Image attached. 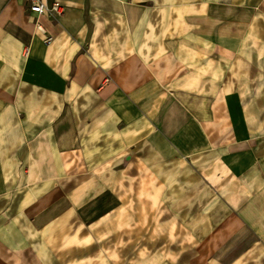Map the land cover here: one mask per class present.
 <instances>
[{
	"label": "crops",
	"instance_id": "0c3cea01",
	"mask_svg": "<svg viewBox=\"0 0 264 264\" xmlns=\"http://www.w3.org/2000/svg\"><path fill=\"white\" fill-rule=\"evenodd\" d=\"M59 1L0 0V264H264V0Z\"/></svg>",
	"mask_w": 264,
	"mask_h": 264
},
{
	"label": "built area",
	"instance_id": "2783aa9c",
	"mask_svg": "<svg viewBox=\"0 0 264 264\" xmlns=\"http://www.w3.org/2000/svg\"><path fill=\"white\" fill-rule=\"evenodd\" d=\"M27 4V10L35 14V24L37 29L44 33V41L49 42L51 36L46 32L44 26L39 22L40 16H47L49 18L56 19L63 13L64 5L59 0H25Z\"/></svg>",
	"mask_w": 264,
	"mask_h": 264
}]
</instances>
